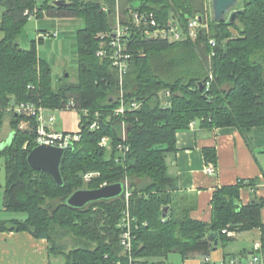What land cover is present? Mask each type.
<instances>
[{
  "label": "trees",
  "instance_id": "16d2710c",
  "mask_svg": "<svg viewBox=\"0 0 264 264\" xmlns=\"http://www.w3.org/2000/svg\"><path fill=\"white\" fill-rule=\"evenodd\" d=\"M115 3L0 0V30L4 33L0 40V113L11 114L13 130L9 143L0 148L5 172L2 204L5 211L24 214L1 220L0 230H27L45 238L49 264H131L130 258L134 259L132 264H165L170 252L187 257L197 251L208 256L215 241L223 244L232 240L224 229L258 228L261 238L256 252L264 255L263 199L255 197L243 205L239 194L241 187L253 186L255 181L240 179L214 191L212 217L206 223L193 219L189 207L181 204L176 196V177L167 163L176 149V133L188 129L190 121L198 120L208 128L235 126L245 137L253 128L264 126V0H239L236 8L241 13L233 22L209 17L208 29L200 30L194 40L148 38L131 25L130 57L121 85L111 60L96 54L102 40L98 34L114 27ZM204 3L122 0L120 4L122 15L128 7L137 6L152 11L162 26L171 19L184 26L188 17L203 15ZM30 14L82 19L83 26L75 34V81L69 82L64 74L54 84L52 66L38 52L36 41L32 39L29 48L17 43ZM210 39L216 41L215 46ZM120 88L126 110L119 115L114 112ZM71 99L74 106L67 107ZM133 101L139 103L137 108L130 107ZM14 103L79 112L78 131L69 132L78 139L71 143L72 150L64 153L60 166L61 186L48 173L28 164L27 153L38 144V120L35 115L8 110ZM22 120L26 123L23 128ZM122 123L124 140L120 137ZM103 137L109 139L106 146L99 145ZM203 154L216 162L214 147H205ZM87 172L96 175L85 180ZM137 179L141 181L136 184ZM119 181L127 182L130 213L138 224L132 230L129 255L123 252L118 226L124 192L83 207L66 203L76 189ZM164 207L168 209L163 217ZM63 232L73 237L70 247L60 241ZM53 257L61 259L55 262Z\"/></svg>",
  "mask_w": 264,
  "mask_h": 264
},
{
  "label": "crops",
  "instance_id": "0c3cea01",
  "mask_svg": "<svg viewBox=\"0 0 264 264\" xmlns=\"http://www.w3.org/2000/svg\"><path fill=\"white\" fill-rule=\"evenodd\" d=\"M2 10L0 6V22ZM42 18L55 19L45 14ZM3 36L4 33L0 30V40ZM0 117L6 118V124L11 128L9 114L1 112ZM52 129L55 130L54 125ZM12 133L11 130L4 132L0 137V147L9 143ZM175 141L176 149L167 158L169 172L175 175L178 183L176 196L182 205L189 207L193 219L208 223L212 217L211 199L214 191L222 185H234L240 179L244 181L250 179L255 183L253 186L246 185L240 188V200L245 205L249 200L261 197L263 199L261 219L264 221V126L253 128L245 137L235 126L208 128L195 120L188 129L176 133ZM205 147H214L217 153L215 163L205 158L203 154ZM208 165L215 168L214 173L207 171ZM2 208L4 210L3 204ZM11 217L14 216L0 213V221ZM252 229L257 230L259 240L254 241L251 248L247 249L246 235H249ZM252 229L237 232L228 230L230 234H226L233 237L232 241L223 244L217 241L216 247L212 250L219 252L211 251L208 257L213 262H219L234 256L245 262L253 254L260 255L254 248L255 245H260V230ZM238 251L247 255L237 256L235 253ZM261 256L264 257L263 254ZM204 257V254L196 251L187 257L181 256V264H202ZM50 259L45 238H38L27 230H0V264H49Z\"/></svg>",
  "mask_w": 264,
  "mask_h": 264
},
{
  "label": "built area",
  "instance_id": "2783aa9c",
  "mask_svg": "<svg viewBox=\"0 0 264 264\" xmlns=\"http://www.w3.org/2000/svg\"><path fill=\"white\" fill-rule=\"evenodd\" d=\"M105 9V7H103ZM34 14H30V17ZM205 16V17H204ZM134 25L139 27L143 34L148 38H160L166 39L169 42L172 41H183L187 38L192 40L196 39L197 34L202 29H208V15H196L193 17H188L184 26L180 25L178 21L175 19H171L167 22L165 26H162L155 17V14L150 11H143L137 6L128 7L127 14H120L119 10H116V18L114 27L110 32L107 33H99L98 36L102 38L100 42V47L97 51V55L99 57H107L111 60L112 65L118 70L119 74V82L122 84V78L124 73L128 68V59L130 57L127 52V45L130 40V26ZM105 37L108 39L106 40ZM212 46H215L216 41L213 39L209 40ZM212 76L210 75V78ZM207 87L209 86V82L205 83ZM119 105L115 109V114H123L126 110V105L123 99V90L120 88L119 94ZM67 107H73L74 101L73 99L69 100L66 103ZM139 103L133 101L130 104L131 108H137ZM8 110L15 111L19 114H24L27 116L35 115L38 120L37 127V143H47L52 145H57L64 147L66 145L71 144L72 142L78 139V135L74 133H65L63 131H55L52 129L54 123V117L51 114H47L51 109L44 107H37L31 103H14L11 105ZM25 126L26 123L24 122ZM22 124V128L25 127ZM96 123H92L90 125L91 128L95 127ZM193 125V121H190L189 126ZM122 132L120 134L121 139H125V125L121 124ZM108 137H103L99 143L101 146H106L108 143ZM123 147L124 150H127L126 146L119 145L121 149ZM207 171L209 173H214L215 168L211 165L207 166ZM96 175L95 172H87L83 175L85 180H89L91 177ZM105 184V183H104ZM127 182L125 181L124 186V200L125 205L122 209L121 217L118 223L119 228L121 229L120 236V244L122 246L123 252L129 255L132 251L133 244V228L138 227L136 218L130 213L129 207V195L130 192L127 187ZM103 185V184H102ZM224 231L228 234L230 232L227 229ZM260 245H255V249H259ZM134 259L130 258V262L132 264ZM202 264H264V257L258 254H253L252 257L245 262L241 261L240 258L237 257H229L227 259L221 260L219 262H213L208 256H205Z\"/></svg>",
  "mask_w": 264,
  "mask_h": 264
},
{
  "label": "rangeland",
  "instance_id": "374dc122",
  "mask_svg": "<svg viewBox=\"0 0 264 264\" xmlns=\"http://www.w3.org/2000/svg\"><path fill=\"white\" fill-rule=\"evenodd\" d=\"M122 0H116V10L121 12V3ZM204 9L203 15H208V18L211 16V0H204ZM205 17V16H204ZM83 26V21L79 17L72 18H55L54 20L45 19L42 17H30L24 26L22 32L17 37L16 41L20 44L22 48H29L30 41L34 39L36 41V46L40 55L50 62L52 66V80L56 84L62 75H66V79L69 82L76 80L77 76V55L75 52V34L78 28ZM50 34H49V33ZM39 33H42L39 35ZM56 33V34H54ZM39 36L43 38V41H39ZM164 93V92H163ZM162 94V92L160 93ZM167 95V91L165 92ZM163 102L164 98L161 99ZM50 112V111H49ZM8 113V112H7ZM53 117L54 129L56 131H67V132H77L79 128L80 114L76 110H62L56 109L50 112ZM9 114V113H8ZM48 114V112H47ZM11 117V114H9ZM23 121V120H22ZM22 124V122H21ZM8 128V129H6ZM7 130H12L6 124V118L0 117V137L3 136L4 132ZM122 128L120 129V133ZM126 133V131H125ZM2 148V147H0ZM136 184L141 180H135ZM5 182V172L3 167V159L0 157V189L3 187ZM2 189L0 190V213H8L14 217L22 218L24 214L21 212H5L2 208ZM257 230L252 229L249 235H246V248L250 249L254 241L259 240V235H257ZM62 241L66 247H70L73 242L72 235L67 233H62ZM240 238V237H239ZM242 238V237H241ZM249 239V240H248ZM242 240V239H240ZM228 241L227 243L231 242ZM241 245V244H239ZM222 247V246H221ZM217 252V250H211ZM219 252V251H218ZM217 252V253H218ZM216 253V254H217ZM237 256H246L247 253L238 251L235 253ZM261 255V253H260ZM61 258L53 257V261L59 262ZM181 256L178 252H170L165 259L166 264H181Z\"/></svg>",
  "mask_w": 264,
  "mask_h": 264
},
{
  "label": "water",
  "instance_id": "95a60500",
  "mask_svg": "<svg viewBox=\"0 0 264 264\" xmlns=\"http://www.w3.org/2000/svg\"><path fill=\"white\" fill-rule=\"evenodd\" d=\"M239 0H211V16L215 21L229 20L235 21L237 15L241 13V9H237ZM56 4H61L57 1ZM67 75V74H66ZM65 75V76H66ZM202 88L203 84L199 83ZM72 145H66L64 147L38 143L31 148L27 153L26 160L28 164L37 170H42L48 173L54 180V182L61 186L63 184V178L61 174V162L66 151L72 150ZM124 183L121 181L103 184L96 188H79L73 191L66 199V203L73 207H83L86 204L101 200L111 199L120 196L124 191ZM168 207H164L162 216L166 214ZM215 246L217 241H215Z\"/></svg>",
  "mask_w": 264,
  "mask_h": 264
}]
</instances>
